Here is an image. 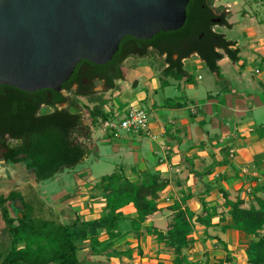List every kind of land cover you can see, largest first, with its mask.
I'll use <instances>...</instances> for the list:
<instances>
[{"label":"trees","instance_id":"1","mask_svg":"<svg viewBox=\"0 0 264 264\" xmlns=\"http://www.w3.org/2000/svg\"><path fill=\"white\" fill-rule=\"evenodd\" d=\"M214 17L208 0H190L182 29L161 32L149 41L126 37L113 59L102 66L82 61L90 67L91 74L86 75L90 85H82L80 78L83 75L75 73L62 88L69 95L88 98L89 103L94 105L92 108L52 90L27 93L0 86V163L32 172L37 182L50 180L58 173L80 165L94 152L87 145L92 143L94 130L102 123L115 119V115L124 108L123 105L107 109L109 101L94 96L92 82L102 83L107 91L115 90L116 82L124 81V63L132 57L143 59L150 52L160 57L166 55V65L160 73L161 88L169 85V78L193 83L183 61L194 54L217 78H221L218 63L224 56L233 63L239 62L240 51L233 49L235 43L228 41L225 35L213 32ZM220 26L232 28L226 17ZM130 42L137 43L142 51L137 54L125 51L124 46ZM149 47L152 51H148ZM73 84H79V90L72 92ZM43 108L50 109V112L42 113ZM86 118L89 121L87 125ZM104 138L111 139L109 136ZM90 183L99 191L105 204L104 212L98 217L83 219L75 211L76 217L72 222L35 217L33 208L25 203L16 189L6 196L0 194L1 216L10 238L8 249L0 250V264H94L87 260L82 262L79 258V245L85 242L89 244L90 257L131 260L132 250L119 251L115 244L127 236L139 239L144 234L155 236L158 244L164 242L167 249L173 251L171 262L159 258L157 264H184L183 251L195 243L194 222L210 226L215 215V212L206 209L204 199L202 213L207 215H198L196 219V214L189 208L182 209L175 204L171 207L173 218L164 233L144 226L148 218L159 211V194L166 187L158 173L145 171L128 176L120 168ZM69 195L65 196L66 200H69ZM93 196L91 192L85 196L90 205L96 203ZM224 196L230 216L224 228L240 232L249 239L244 251L247 264H264V197H254L249 201L253 205L245 208L246 201L240 196L235 202L230 201L226 194ZM191 198L192 195L187 194L182 201L185 203ZM9 202L19 203L16 208L20 210V216H11ZM130 205L135 210L133 216L122 212ZM214 240L228 250L221 239ZM213 264H222V261L220 259Z\"/></svg>","mask_w":264,"mask_h":264},{"label":"crops","instance_id":"2","mask_svg":"<svg viewBox=\"0 0 264 264\" xmlns=\"http://www.w3.org/2000/svg\"><path fill=\"white\" fill-rule=\"evenodd\" d=\"M229 13L231 12L229 11ZM241 14L243 19L248 22L244 23L242 34L245 35L247 32L249 41L246 48H242L236 41H231L235 43L233 49L240 51V61L233 63L227 56H224L218 63L221 72L224 70L223 68H230L231 79L229 77H227L228 79L216 78V81L220 80L221 85L208 91L205 97H198L199 101L196 103L195 99L184 100L169 97V93L163 94L161 105L151 102V112L157 114L151 131L158 138L152 140L147 136L128 135L117 139L122 142L117 147H112L114 152L120 153L127 149L133 155V158L129 160L132 161V164H120L115 171L122 168L128 176L138 175L145 171L158 173L166 183L165 189L159 194V211L149 217L144 226L165 233L166 229L163 230L159 226L162 222L169 220L171 214L173 215L171 206L175 204H179L182 209L189 208L196 215H201L202 200L204 199L207 204L206 209H209L211 213L215 212L210 226L194 222L197 227L193 238L199 239L192 246V250L196 249V252L204 249L209 250L211 245L217 243L214 239H221L222 242L224 239L225 242L232 240L237 244L239 240L248 239L240 232L224 228L230 220L229 214L222 215L219 211V209L228 211V208H225L227 204L224 194L233 202L240 196L246 201V205L254 197H264V32L259 27H255L258 23H256V18H252L248 14ZM227 22L232 25V28L221 26L220 31L215 32L225 35L221 33V30L233 31L237 26L233 22L232 16ZM257 61L261 66L257 68L247 66V64L251 65ZM145 71L144 68L136 66L130 75L138 81L140 75L146 73ZM173 81L169 82L165 88H161L159 84L158 87L154 86L152 89L161 88L165 93L168 88L176 89L182 83H187L185 79L181 81L182 83ZM200 81L199 76L197 81L193 80V85L190 86L198 89L196 84H199ZM135 85L137 86V83ZM144 100H149V96L146 95L142 98L138 96V100L134 99L131 103L140 105L138 102ZM193 108H195L194 113L191 110ZM167 110L170 111L169 115L164 113ZM112 141L115 140L106 139L101 135V138H98L96 142L93 135L92 143L95 146L92 150L94 152L84 160L94 155V160L101 161L97 143L110 144ZM22 170L23 174L28 173L25 169ZM29 173L34 177L32 172ZM87 181H95V179L89 175ZM78 186L76 185L73 191L77 190ZM69 194L71 193L67 192L63 197ZM187 194H191L192 198L183 203L182 198ZM178 196L181 199L178 200V203H174ZM122 212L125 215L133 216L135 210L130 205L122 209ZM130 239L136 238L131 236ZM139 239H142L140 243L146 241L149 246L155 247L157 244L152 241V239H156L153 235L144 234ZM208 252L210 253L206 255L205 260L209 261V264H213L216 261L213 258V252L211 250ZM157 254L156 259L152 258L151 261L154 264H157L159 256L161 257ZM198 254L195 253L200 257ZM99 259L105 260V264H121L123 262L102 257ZM194 260L197 261V257Z\"/></svg>","mask_w":264,"mask_h":264},{"label":"rangeland","instance_id":"3","mask_svg":"<svg viewBox=\"0 0 264 264\" xmlns=\"http://www.w3.org/2000/svg\"><path fill=\"white\" fill-rule=\"evenodd\" d=\"M208 5L211 7L213 11H215L216 14H225V17L227 20L230 16L233 18V22L237 25L233 31H230L228 29L221 30V33H224L226 35V39L229 41H236L239 43V45L243 48H246L247 42L249 41L247 37V32H245V35L242 34V31L244 29V23H248L243 19V16L241 13H244L245 15L248 14L252 18H256L257 25L255 27H259L262 32H264V0H208ZM229 11L231 13H229ZM243 14V15H244ZM249 26V25H247ZM220 25L214 26L213 29L215 31H220ZM253 27V26H250ZM264 37V36H263ZM262 37V38H263ZM243 56V55H242ZM243 58V57H242ZM140 60V61H139ZM137 62V63H136ZM201 61L199 56L192 55L187 60L183 61L184 67L187 69L189 74L192 76L193 80L197 81V78L200 76V86L197 83L196 86L198 89H196L193 86V83H185L181 86L176 87V89H164L165 93L163 92V89L157 88L156 90H153L152 87H158L159 84H161L160 79V73L165 67L164 58L160 57L156 54H153L150 52L148 54L147 58H136L132 57L128 59L124 65H123V75H124V81H117L115 90H105V87L102 83L93 81V91L94 96L96 97H102L103 99H106L109 101V104L107 105V109H110V107L119 108V106L124 108L126 106H133V107H139L143 108L149 118L150 128L152 124L155 121L156 113H152V104L151 102H155L157 105H161V100L163 97V94L169 93V97H177L184 100H194L195 103L198 100V97L202 98L205 97L208 91H212L215 89L216 86H220V80L216 81V75H214L207 67L206 65ZM136 66H140L141 68H144L146 71L145 74L142 76L140 75L139 82L134 80V78L130 75L131 72H133L136 68ZM252 68H257L258 66H261L260 62H253L251 65ZM224 70L221 72V78L229 77L231 79L230 74V68H223ZM221 70V69H220ZM226 76H223V75ZM168 82H174L173 79H167ZM224 81V79H223ZM137 83V86L135 85ZM140 83V85H139ZM187 84V85H186ZM178 85V84H177ZM176 85V86H177ZM136 86V88H135ZM188 87V89H186ZM197 90V91H196ZM65 96H70L71 99H76L80 102L82 106L88 105L90 108H92L94 105L90 104L88 101V98H82V97H75L73 94H67L64 92ZM148 95L149 100H144L142 102H138L140 105L132 104V100H138L139 97H144ZM120 98V99H119ZM130 101V102H129ZM121 104V105H120ZM126 105V106H125ZM42 113L50 112V109L43 108ZM87 112L85 111L84 114ZM164 113H167V115L170 114V111H165ZM158 117V116H157ZM89 123L88 119L86 118L85 124L87 125ZM153 133V132H152ZM154 134V133H153ZM101 135L103 133L100 131V127L96 130H94V139L97 142L98 138H101ZM121 137L128 136L127 133L122 132ZM134 136V135H133ZM115 141H112L110 144H102L97 143V146L100 150V156L101 161L94 160V155L89 156V159L84 160L80 165H78L75 169L72 170H65L60 173H58L55 177H53L50 180L37 182L35 178L32 177V174L29 172L26 174L22 173V168L14 167H8L5 166L3 163H0V194L6 196L9 192L13 191L14 189L18 190L23 200L27 205H29L31 208H33V215L37 218L43 217L44 219H52L60 222H72L76 217V212H78L80 215H82L83 219H90L94 217H98L100 214L104 212V202L100 198L99 191L94 189V186L92 183L88 182L89 175H92L95 180H98L99 178L110 175L112 172L115 171L118 165L122 164H132V161H129L133 158L132 153L125 149L120 151V153L114 152L112 147H117L119 143H121V140L112 139ZM150 143L149 141H145ZM146 143V144H148ZM88 147L92 150L94 149L95 144L90 143L88 144ZM131 155V157H130ZM8 167V168H6ZM23 174V175H22ZM79 185V188L77 190L73 191V188L75 186ZM71 193L69 196V200H66V197H63L66 193ZM81 192V194H80ZM92 193L94 196V199L96 203L90 205L87 198L85 197L86 194ZM78 195H77V194ZM83 194V195H82ZM80 196V197H79ZM76 197V198H75ZM236 199V197L234 196ZM233 198V199H234ZM160 199V198H159ZM176 200L174 203H178L181 199L180 196L175 198ZM20 201V200H18ZM235 202V201H234ZM18 204L15 202H9L8 208L10 211L11 216L16 217L20 216V210L17 209ZM92 206V208L89 207ZM252 203L247 202V205H245V208H249ZM17 206V208H16ZM173 207V206H171ZM170 208V207H169ZM225 208L229 207L225 205ZM76 211V212H75ZM222 213V215L229 214L228 211L225 212V210L219 209ZM225 212V213H224ZM54 215V216H53ZM198 216V215H196ZM201 217L205 216V213H201L199 215ZM229 219L230 216L228 215ZM173 218L172 214L169 218V220L162 222L160 224V228L163 230H167L170 224V220ZM6 225L4 224V221L1 216L0 211V250L5 251L9 247L10 238L9 235L5 232ZM194 231H196V225H194ZM131 237V236H130ZM129 236L125 237L124 239L118 241L115 244V248L119 251L124 250H132V259L127 260L125 259L122 263L124 264H154L152 261V258L156 259V253L161 259H165L167 262H171L174 259L173 251L167 249L164 242L158 244L155 239H152V241L156 242V246H149L146 244L145 239H143L144 243L142 242V239H130ZM194 237V235H193ZM103 240V239H101ZM195 241H199V239H195ZM226 241L225 239L223 240ZM139 244H138V243ZM249 239H245L240 241L237 244L232 242H225L228 246V250L224 248V246L220 243H216L210 246L209 250L207 251L213 252V258H215L216 261H219L221 259L222 264H247L245 257H244V251L246 249V245L248 244ZM161 245V246H160ZM232 245V247H230ZM79 258L82 262L89 261L93 262L94 264H105V260L90 257V250H89V244L83 243L82 245H79ZM158 249V250H157ZM157 250V251H155ZM196 249L192 250L191 248H188L187 250L183 251V258L185 259L184 264H206V255H208L210 252L207 253L206 249L201 250L200 252H196ZM150 251V252H149ZM156 252V253H155ZM152 253V254H151ZM195 253H200L197 256ZM155 254V256H154ZM197 257V261L194 260V258ZM121 263V264H122Z\"/></svg>","mask_w":264,"mask_h":264},{"label":"water","instance_id":"4","mask_svg":"<svg viewBox=\"0 0 264 264\" xmlns=\"http://www.w3.org/2000/svg\"><path fill=\"white\" fill-rule=\"evenodd\" d=\"M189 2L0 0V86L64 94L82 61L102 66L126 37L149 41L182 29Z\"/></svg>","mask_w":264,"mask_h":264},{"label":"built area","instance_id":"5","mask_svg":"<svg viewBox=\"0 0 264 264\" xmlns=\"http://www.w3.org/2000/svg\"><path fill=\"white\" fill-rule=\"evenodd\" d=\"M191 110L194 113L195 108ZM114 118L101 124L100 131L103 133V136L119 139L122 136L121 133L125 132L132 136H147L152 140L158 138V136L152 133L148 114L143 108L131 105L126 106Z\"/></svg>","mask_w":264,"mask_h":264},{"label":"flooded vegetation","instance_id":"6","mask_svg":"<svg viewBox=\"0 0 264 264\" xmlns=\"http://www.w3.org/2000/svg\"><path fill=\"white\" fill-rule=\"evenodd\" d=\"M213 15L215 16L213 19H212V24L214 26H218L220 24H222L224 18H225V14H216L215 11H213ZM213 26V27H214ZM212 27V30L213 32H215V30L213 29ZM216 33V32H215ZM204 35V34H203ZM199 39H201V36L199 37ZM124 50L125 51H129L130 53L131 52H134V53H140L142 51V48L137 44V43H126V45L124 46ZM148 51H152V48H148ZM195 55V54H194ZM164 58V62H165V59H166V55L164 56H161ZM147 58V57H145ZM176 58V57H175ZM185 61V60H184ZM166 65V64H165ZM77 74V73H81V75H83L82 78H80V83L82 85H85V86H89L90 85V82L88 81L86 75L88 74H91V70H90V67L87 65V64H82V62L76 67L75 71H74V74ZM73 74V75H74ZM73 77V76H72ZM71 79V78H70ZM79 84H73L72 87H71V90L72 92H75L77 90H79ZM65 92V91H64ZM66 93V92H65ZM64 95V94H63Z\"/></svg>","mask_w":264,"mask_h":264}]
</instances>
